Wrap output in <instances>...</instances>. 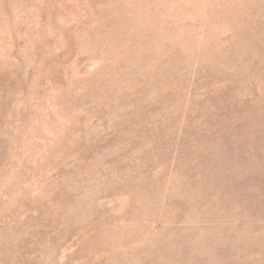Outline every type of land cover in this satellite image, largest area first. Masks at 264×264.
I'll return each mask as SVG.
<instances>
[{
    "label": "rangeland",
    "instance_id": "obj_1",
    "mask_svg": "<svg viewBox=\"0 0 264 264\" xmlns=\"http://www.w3.org/2000/svg\"><path fill=\"white\" fill-rule=\"evenodd\" d=\"M0 264H264V0H0Z\"/></svg>",
    "mask_w": 264,
    "mask_h": 264
}]
</instances>
